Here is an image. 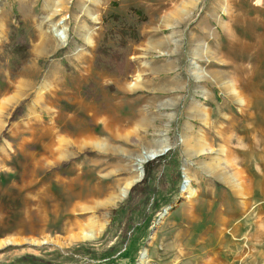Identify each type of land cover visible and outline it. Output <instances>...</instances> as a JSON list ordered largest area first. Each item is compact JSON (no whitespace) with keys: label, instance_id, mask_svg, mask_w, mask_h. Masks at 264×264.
<instances>
[{"label":"rangeland","instance_id":"rangeland-1","mask_svg":"<svg viewBox=\"0 0 264 264\" xmlns=\"http://www.w3.org/2000/svg\"><path fill=\"white\" fill-rule=\"evenodd\" d=\"M53 6L60 12L50 18ZM131 8L146 18L137 24L140 39L129 41L136 53L128 61L120 49L122 73L95 68L110 14L136 24ZM60 20L69 33L64 45L50 29ZM18 21L30 57L12 71L3 47ZM21 73L33 76L32 91L21 97L10 84L4 92ZM127 90L142 93L134 103L143 117L121 129L127 122L113 125L107 116L128 115ZM0 125V264H193L191 256L207 250L202 231L212 229L207 240L217 226L211 218L185 225L187 205L223 202L218 189L239 193L262 177L264 186V0H0ZM53 134L64 158L51 149ZM102 140L104 150L92 143ZM164 141L169 150L152 160L165 159V183L155 174V191L137 208L130 197L136 183L121 200L117 187L107 190L131 178L136 157ZM202 146L212 151L201 154ZM62 162L68 165L56 169ZM252 200L250 221L240 222L236 236L225 230L224 253L256 257V264L264 253L257 241L264 239V195Z\"/></svg>","mask_w":264,"mask_h":264},{"label":"crops","instance_id":"crops-1","mask_svg":"<svg viewBox=\"0 0 264 264\" xmlns=\"http://www.w3.org/2000/svg\"><path fill=\"white\" fill-rule=\"evenodd\" d=\"M130 45L131 43H128V46L126 48L127 60L130 58H133V54L136 53L135 51H131ZM21 74H22L21 77L17 79L15 82H11V81L7 82V85L6 87H4L3 91L4 92L6 90L8 91L9 90L8 87L10 86V84H12V89L11 91H9L10 93H13L14 90H17L21 97L22 95L27 96V94L30 91H32L33 86H34V82L32 78L33 76L31 77V79L28 78L27 80L26 73H21ZM17 82H19V89L18 88L15 89V84ZM138 85H139V82L134 87H137ZM133 90H127L125 92L126 97L124 98L131 99V101L133 100L131 102L133 106L130 107L128 115L126 117L120 118V117L115 116L116 113H111L110 116H107V117H110L109 119L111 120V123L113 125L119 123L120 121L127 122V125H121L122 128L119 127L121 129H126L127 126L136 125L139 121L142 120V117H143L141 106L137 107L138 103L137 105L134 103V100L137 101V99L142 95V93H140L139 95L135 97L127 96L130 93H134V92H130ZM139 100L141 101V99ZM100 119H101L100 122L102 121L104 122V124L106 123V121L108 122L109 120L106 117L105 118L100 117ZM262 179L263 177L259 178L256 181V186L252 187V189H249V187L247 188L243 187L242 191H240L239 193L233 190L232 188L218 189V194L220 196H223V199H224L223 202H221L222 199H219V202L217 203L206 202V203H201L200 205H190V204L187 205V211H192L194 213L190 212L191 214H186L185 216H182V219L185 222V225L187 224L190 225V224H193L195 221L201 222L203 220H208L211 218V220H214L216 222V226H217L214 229L216 233L215 236H213L212 238H208L207 240H205V237H208V233L212 229L207 228L206 233L202 231L201 234H206V236L204 235L201 241L205 243L204 245L207 250L203 251V253H201L199 256H191V259L194 260L193 264H238L237 263L238 261H240L239 264H254V259L256 257L254 258L251 256L250 258L249 257L242 258L240 255H234V254L229 255V253H224V250H226L225 230L230 228L233 236L234 235L236 236V233L240 231V222L246 221V223H248V221H250L252 217L251 215L252 211L250 212V206H252L251 202L253 201L252 196L256 195V198H258V196L264 195V186H261V183H260ZM205 191L208 192L207 189H205ZM212 194H214V192H212ZM241 195H246L251 198L242 199L240 197ZM258 230L260 231V234L263 233L261 229H258ZM178 233L179 232H177V235ZM188 240L189 238L187 239V241ZM257 241L261 245L264 242V239H260ZM211 243L215 245H211ZM234 243H238V242H234ZM180 249H182V247H180ZM261 249L263 250L264 247ZM251 259L253 260V263H251ZM256 264H264V253L262 254L261 257H257Z\"/></svg>","mask_w":264,"mask_h":264},{"label":"trees","instance_id":"trees-1","mask_svg":"<svg viewBox=\"0 0 264 264\" xmlns=\"http://www.w3.org/2000/svg\"><path fill=\"white\" fill-rule=\"evenodd\" d=\"M132 11L137 15L136 24L129 23L125 19L117 14L111 13L110 19L114 22L113 25L107 29L102 41L96 47L95 58H94V67L97 69L106 70L108 72L122 73L121 71L125 66V55L120 52V49L127 47V44L130 40L140 39L137 24L144 21L146 18L144 14L136 9L131 8ZM19 19V17H17ZM114 41V47L109 44V41ZM29 40L25 28L22 26V23L18 21V26L12 24L10 26L9 41L3 47V52L11 56L10 66L12 71H17L23 61H26L30 57L29 52ZM93 85V84H92ZM85 91V89H84ZM86 98H99V95L96 93L88 94L85 93ZM21 110L18 108L10 119H13L14 115L19 114ZM160 158H163L162 156ZM165 160V159H164ZM163 159L155 162L148 161L144 166V176L140 182H137L130 191V197L132 203L135 207H138V199L148 195L150 192H154L155 188L150 185V180L155 177V174L159 176V181L165 183L164 174L162 173L161 164L164 161ZM68 162H62L60 166L55 167L62 168L66 167ZM54 168V169H55ZM134 207V206H133ZM113 213L115 211L113 210Z\"/></svg>","mask_w":264,"mask_h":264},{"label":"bare ground","instance_id":"bare-ground-1","mask_svg":"<svg viewBox=\"0 0 264 264\" xmlns=\"http://www.w3.org/2000/svg\"><path fill=\"white\" fill-rule=\"evenodd\" d=\"M51 7V6H50ZM60 12V9H59V7L58 6H56V7H54L53 6V8H52V13L50 14V18L51 17H53L55 14H57V13H59ZM91 18L93 19V20H96V21H98V16L97 15H94V14H92L91 15ZM64 23V21L63 20H60V21H58V22H53L52 24H51V26H50V29L52 30V32H53V34H54V37L62 44V45H64L65 43H66V41H67V39H68V28L63 24ZM88 39V42H89V44H92V39H91V37H88L87 38ZM41 44L40 45H42V43H44V44H47L48 42H49V40H50V38H46V37H44V36H42L41 35ZM40 45H38L39 47H40ZM138 78H140V77H138ZM135 86H136V84H134ZM234 91L235 92H237L236 91V89H234ZM41 92H43V90L41 91ZM17 96H12V97H10L9 98V100L6 102V105L8 106V107H10V105H12V103H15L16 102V100H17ZM6 101V100H5ZM242 102H243V100H242ZM6 107V106H5ZM5 107H4V109H5ZM7 107V108H8ZM41 122V121H40ZM27 123V122H26ZM52 123H53V125L55 124L54 123V121H52ZM43 124V123H42ZM33 125V124H32ZM30 123H27V124H25V126H26V128H28V127H30V126H32ZM1 126V125H0ZM77 134V136L79 137V143H82L83 141L81 140L82 139V136H83V134L80 132V133H76ZM52 137H53V139H52V141H50L51 142V144H50V146H51V149H56V151H58L59 152V156H58V159H61V158H64L65 156H66V154L65 153H63L61 150H60V148L59 147H57V148H55V144H56V141H57V138L55 139V134H53V135H51ZM88 137V136H87ZM166 141H167V138H166ZM166 141H164V143H162L159 147H153V148H146V150H145V153H142V154H140L139 156H137L136 157V164H135V167H136V172H135V174H133V176L131 177V178H126L124 181H122L121 182V185L119 186H117V184L118 183H120V182H118V181H113V183L110 185V187L107 189L108 191H110L111 193H113V189H115L116 187V191L117 192H119V194H118V198L121 200V199H124L125 198V195H126V193H127V191H128V189H129V187L140 177V175H141V172H140V170L138 169V167H139V165H141V164H143V162H144V160L149 156V155H151V154H155V153H158V152H161L165 147H169V145H168V143L166 142ZM93 144H95V146L96 147H98V148H100V149H102V150H104L105 148H106V142H104V140H102V141H93L92 142ZM84 145V144H83ZM94 146V147H95ZM5 153H6V149H4L3 150ZM212 151V149H211V147H209V146H202L199 150H198V152L199 153H201V154H204V153H208V152H211ZM3 152V153H4ZM144 152V151H143ZM191 180V177L190 176H188L187 174H186V181H187V183H186V187L188 188V189H190V185H189V181ZM195 195V192H192V194H191V196H194ZM117 199V197L116 196H112L111 197V200H112V202H114L115 200ZM93 237V232L92 233H86V234H84V238H86V239H90V238H92ZM8 241H11V239L10 240H8ZM8 241H5V242H8ZM145 258V257H144Z\"/></svg>","mask_w":264,"mask_h":264},{"label":"water","instance_id":"water-1","mask_svg":"<svg viewBox=\"0 0 264 264\" xmlns=\"http://www.w3.org/2000/svg\"><path fill=\"white\" fill-rule=\"evenodd\" d=\"M167 150H169V147H165L161 152H158V153H155V154H151V155H149V156L144 160L143 163H145V162H147V161H149V160H152V159H154V158H156V157H159V156L165 154V153L167 152ZM138 169L140 170L141 175H140V177H139V178H138L133 184H135V183L139 182L140 180H142V178H143V176H144V171H143V165H142V164L139 165ZM184 182H185V181H184ZM133 184H132V185H133ZM132 185H131V186H132ZM131 186H130V187H131ZM129 189H130V188H129ZM129 189H128V191H129ZM128 191H127V193H126L125 196H127ZM165 215H166V211L163 212V214H162L161 217H163V216H165ZM160 219H161V218L159 217L158 220H160Z\"/></svg>","mask_w":264,"mask_h":264}]
</instances>
